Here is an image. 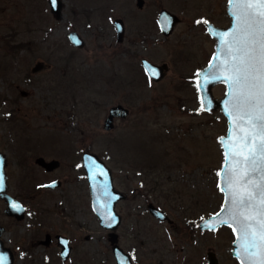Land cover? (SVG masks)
<instances>
[{"label":"rangeland","instance_id":"rangeland-1","mask_svg":"<svg viewBox=\"0 0 264 264\" xmlns=\"http://www.w3.org/2000/svg\"><path fill=\"white\" fill-rule=\"evenodd\" d=\"M61 1L56 19L47 0H0V150L7 159V192L27 212L16 220L0 204L3 240L15 248L13 264H63L55 233L70 239L73 264H116L108 230L91 208L86 176L72 187L45 190V182L63 180L67 169L46 174L35 164L40 156L67 163V155L76 160L82 151L104 159L126 196L116 204L122 221L115 232L133 264H206L210 250L219 264H239L228 227L199 228L222 204L218 137L227 125L219 108H202L196 86L184 77L209 63L216 40L211 49L197 28L180 24L162 41L155 30L158 13L164 8L178 14L177 0H144L142 8L136 0ZM194 13L188 7L185 15ZM115 18L125 23L123 43L115 38ZM229 22L227 16L220 24ZM71 30L84 38L83 48L69 42ZM141 34L146 40L137 42ZM143 57L167 64L160 81L145 75ZM38 62L41 68L33 71ZM211 90L220 99L225 85ZM116 104L129 108V116L105 131L103 121ZM146 163L152 166L144 171ZM148 202L170 221L153 218ZM48 233L51 246L33 244Z\"/></svg>","mask_w":264,"mask_h":264},{"label":"snow or ice","instance_id":"snow-or-ice-1","mask_svg":"<svg viewBox=\"0 0 264 264\" xmlns=\"http://www.w3.org/2000/svg\"><path fill=\"white\" fill-rule=\"evenodd\" d=\"M228 5L231 27L216 33L223 59L216 55L209 65L214 71L203 81L226 84L230 125L227 137L220 138L225 166L217 173L225 201L213 220L232 229L240 264H264V0H228ZM5 260L0 256V264Z\"/></svg>","mask_w":264,"mask_h":264},{"label":"water","instance_id":"water-1","mask_svg":"<svg viewBox=\"0 0 264 264\" xmlns=\"http://www.w3.org/2000/svg\"><path fill=\"white\" fill-rule=\"evenodd\" d=\"M47 1L50 5V10L54 14L55 18L59 19L61 17L62 1L61 0H47ZM135 5L138 8H142L144 5V0H136ZM227 13L229 14V5H227ZM157 21L162 32L165 35H168L172 31L176 22L178 21V17L174 13L163 8L159 11ZM113 24L116 28L117 40L122 41L125 32V24L123 19L115 18L113 20ZM231 24H232V17L229 26L226 28H221L213 24H208V31L212 35V37L216 40L215 49L207 66L198 72V90L200 93L202 106L204 107L205 110L209 112L217 108H220L224 115H225V109L227 107V105L224 103L226 99L225 94L221 99L218 100L214 97L211 90L215 84L222 82H210L205 84L203 83V81L208 80L210 78V72L214 71V69H209V65L210 62L213 63L216 62V60L214 59L216 55L219 53L220 58L223 59V54L221 52L223 45L220 44L219 38L216 35V33L219 31H227L231 27ZM68 38L75 47L82 48L85 46L84 39L76 31H70L68 34ZM142 66L144 67L148 76L152 78L154 81L161 80L165 75L166 71L168 70V66L166 63L160 65L154 64L147 59H142ZM37 68L38 66L36 65V67L33 68V71H36ZM206 73H209V75H206ZM129 113H130L129 108L123 106L122 104H116L109 107L108 114L103 121V129L105 131H109L113 129L115 126L114 120L117 118H122V119L127 118L129 116ZM225 117L227 118L226 134L218 137V141L223 148V152L225 151V149L223 143L220 141V138L227 137V133L230 127L229 118L226 115ZM82 161L89 186L91 207L95 215L99 219L100 225L105 229L109 230L108 241L111 244V249L116 259V264H133L130 255L126 253L118 245V236L117 233L115 232V229L118 227V225L121 222V216L120 214L117 213L115 206L118 201L125 199L126 196L121 191L115 189L113 184L111 169L97 154L86 151L83 153ZM35 162L38 165L44 167L46 171H51L59 165L58 160L55 159L46 160L41 156L37 157ZM6 164H7L6 155L3 152H0V199L4 200L5 203L7 204L5 208V213L7 215L12 216L17 220H22L25 216V206L18 199L12 197L7 192V174L5 170ZM224 166H225V156L219 172L221 173L223 172ZM218 184H220L221 187L223 186L222 176H218ZM57 186L58 183L55 181L45 185L46 188H56ZM224 201H225V196L223 193V201L221 206L224 204ZM17 206H19L20 208L19 211L17 210ZM147 208L150 214L153 217H155L157 220L170 221L168 215L153 203H149L147 205ZM220 210L221 207L218 212H220ZM215 214L201 221L199 223V227L201 229L215 230L219 226H222L218 224V220H213ZM210 223H215L217 224V226L214 229L210 228L208 226ZM3 232H4V227L0 226V256H6V260L4 261V264H13L14 254L9 247L4 246L3 241L1 239V234ZM56 238H57V243L60 247L59 255L61 257V261L64 262L69 256L72 247L70 246L69 239L66 236L62 234H58L56 235ZM235 240L236 237L234 236V241ZM234 241H233L234 248L232 249V253L237 258L236 255L237 247ZM49 242H50V234H46L45 239L42 240L41 243L47 245L49 244ZM207 264H218V259L214 251L210 250L207 252Z\"/></svg>","mask_w":264,"mask_h":264},{"label":"flooded vegetation","instance_id":"flooded-vegetation-1","mask_svg":"<svg viewBox=\"0 0 264 264\" xmlns=\"http://www.w3.org/2000/svg\"><path fill=\"white\" fill-rule=\"evenodd\" d=\"M227 5H228V0H177V7L179 8V11H178V14H176V13H174V14L178 17V21L174 25L172 31L168 35H165L162 32V30L160 29V27L158 25V21H157L158 20V16H157V20H156L157 21V27H156L155 30L158 33H161V35H162V37H161L162 38V41H167L175 33V29H176V27L178 25L185 24L186 27H187V29L189 31H192L193 29H196L197 28L198 29V31H197V34L198 35L197 36H202V37H205L206 36L208 38L209 42H210V47L212 49V47L214 46V43H215V39L211 36V34L208 31V24L215 23V25L217 27H221V28L222 27H227L228 25H224L223 23L220 24V21L222 20V18L225 19L228 16V13H227ZM188 7H193V9H194V12L195 13H194V15L192 17H189L188 14L185 15V13L188 10ZM158 15H159V13H158ZM197 20H200L201 23L200 24H197L196 23ZM204 21H207V23L205 24ZM194 36L196 37V35H194ZM139 37H140V39L138 41L136 39H132V40H130V43L133 44L135 41H137V42H139V41L143 42V41L146 40L145 39L146 35H144V34L139 35ZM115 38H116V41L118 43H123L125 41V32H124L123 40L122 41H118L117 40L116 29H115ZM124 51L125 52H128L126 50H124ZM183 52H185V51H183ZM183 52H181V53H183ZM180 57L182 59H184L183 54H181ZM142 59H146V58L143 57ZM142 59H141V66H142ZM152 63H154V62H152ZM163 63H165V62H162L161 64H163ZM154 64H157V63H154ZM36 65L38 66V68H37L36 71H38L41 68V65L42 64L40 62H38ZM36 65H35V67H36ZM202 67L200 66L199 68L195 69V71H193L192 75L184 77V78L187 79L186 81H188V82L190 81L192 84H194L196 86L197 93H198V87H197L198 72H199V70ZM142 68H143V66H142ZM143 70H144V68H143ZM144 72H145V75H147V73H146L145 70H144ZM198 95H199V93H198ZM0 152H2V150H0ZM83 153L84 152L82 151L81 154H78V153L75 154L76 157H77L76 160L73 159V154L74 153L67 155V157H71L70 160L67 161V163L65 161H63V158L61 156H58L57 158L56 157L50 158V160H52V159H55L56 160L57 159L58 162H59V165L56 168H54L53 170H51V171H46L44 167L38 165L35 162L36 166L39 169H41L46 174H55L56 172L60 171L62 169V167H64V169H67V175L64 176L63 180H60L58 176H55V177L51 178L49 181L45 182L43 184V188L45 190H52V191H54V190L59 189V188L62 189L66 185H71V187H72L73 185L79 183L81 180H84L85 170H84V165H83V161H82ZM150 166H152V165H149V164L146 163V164H144V166H142V168H143L144 171H146V170H149L148 167H150ZM7 180H8V178H7ZM54 181L58 183V186L56 188H54V189L53 188L52 189L45 188V185L47 183L54 182ZM0 204L3 205V210H4V213H5V208H6L7 204L2 199H0ZM146 211L148 212L147 205H146ZM7 216H9V215H7ZM35 216H36V213H35ZM34 219H35V217H34ZM0 225L3 226L1 223H0ZM4 229L5 230H4L3 234L6 232L5 226H4ZM3 234L1 235V239L4 242L3 243L4 246H6V247L8 246L12 250V252H14L15 251V248L13 246H11V245H7L5 243V241L3 240ZM48 234H50V233H48ZM58 234L59 233H55V234H53V236H54L56 245L59 248V252H60V247H59V245L57 243V238H56V235H58ZM41 241L42 240L38 239V240L34 241L33 244L36 243L37 245H40V244L41 245H44V244L41 243ZM52 244H53V241H52V237H51V234H50V242H49V244L44 245V246H51ZM69 244H70V246L72 248H71V251H70L69 256L67 257V259L64 262L61 261L63 264H71V263L73 264V262H72L73 261V256H72L73 246L70 243V239H69ZM130 257H131V255H130ZM131 260H132V263H133L132 257H131Z\"/></svg>","mask_w":264,"mask_h":264},{"label":"trees","instance_id":"trees-1","mask_svg":"<svg viewBox=\"0 0 264 264\" xmlns=\"http://www.w3.org/2000/svg\"><path fill=\"white\" fill-rule=\"evenodd\" d=\"M157 185H159L158 182H154V183H153V186H154V187H156Z\"/></svg>","mask_w":264,"mask_h":264}]
</instances>
